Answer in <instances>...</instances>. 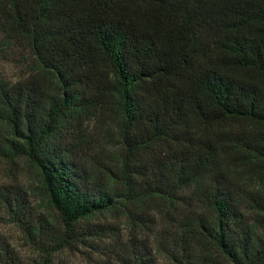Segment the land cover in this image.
I'll return each mask as SVG.
<instances>
[{"label":"trees","instance_id":"16d2710c","mask_svg":"<svg viewBox=\"0 0 264 264\" xmlns=\"http://www.w3.org/2000/svg\"><path fill=\"white\" fill-rule=\"evenodd\" d=\"M10 53L0 264H264V0H0Z\"/></svg>","mask_w":264,"mask_h":264},{"label":"rangeland","instance_id":"374dc122","mask_svg":"<svg viewBox=\"0 0 264 264\" xmlns=\"http://www.w3.org/2000/svg\"><path fill=\"white\" fill-rule=\"evenodd\" d=\"M20 70L21 67L19 56L12 53L8 55L0 54V76L14 80L15 77L19 76ZM4 184H12L18 186L22 185L26 189L32 188L33 174L25 163L19 162L17 165L14 166L13 170H9V167L5 163L0 161V185ZM150 217V221L155 223L151 226L152 230L146 229L144 233H141L140 235H138V232L130 230L124 224H121L119 222L120 225L118 230H120L121 232L120 239H122V241H126L135 235L144 239L148 237L149 241L159 239L160 237L159 235H157L159 234L157 230H161L162 224L159 223L158 218H156L155 216ZM108 222L110 221L108 220ZM157 223L159 224L157 225ZM0 235L14 246L24 263L28 262V260L32 258V250L26 242L23 233L17 227L9 223L7 217L3 214L1 207ZM61 261L62 264H86V258L83 250L81 251V253L76 252L75 254L63 253L61 256ZM157 264H170V262L164 256L158 255Z\"/></svg>","mask_w":264,"mask_h":264}]
</instances>
